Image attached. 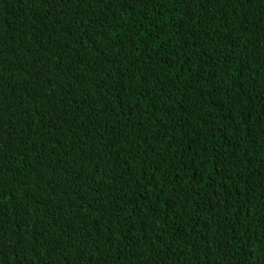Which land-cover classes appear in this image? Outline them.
Here are the masks:
<instances>
[{"label":"trees","instance_id":"1","mask_svg":"<svg viewBox=\"0 0 264 264\" xmlns=\"http://www.w3.org/2000/svg\"><path fill=\"white\" fill-rule=\"evenodd\" d=\"M0 264H264V0H0Z\"/></svg>","mask_w":264,"mask_h":264}]
</instances>
